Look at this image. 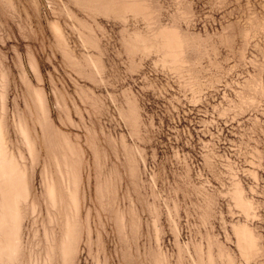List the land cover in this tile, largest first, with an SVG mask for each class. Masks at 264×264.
<instances>
[{"label":"rangeland","instance_id":"obj_1","mask_svg":"<svg viewBox=\"0 0 264 264\" xmlns=\"http://www.w3.org/2000/svg\"><path fill=\"white\" fill-rule=\"evenodd\" d=\"M0 264H264V0H0Z\"/></svg>","mask_w":264,"mask_h":264}]
</instances>
